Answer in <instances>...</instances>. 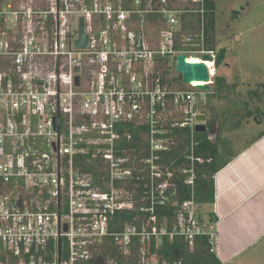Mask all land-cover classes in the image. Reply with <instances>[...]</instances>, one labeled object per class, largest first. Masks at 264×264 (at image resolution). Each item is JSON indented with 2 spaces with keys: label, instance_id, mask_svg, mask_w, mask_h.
Instances as JSON below:
<instances>
[{
  "label": "built area",
  "instance_id": "1",
  "mask_svg": "<svg viewBox=\"0 0 264 264\" xmlns=\"http://www.w3.org/2000/svg\"><path fill=\"white\" fill-rule=\"evenodd\" d=\"M211 2L0 0V264H183L156 259L152 244L214 241L196 200V127L213 88L177 89L169 76L186 55L214 84ZM136 132L141 147L123 151ZM174 150L183 159L168 160ZM169 204L175 218L160 225ZM137 209L140 223L113 230Z\"/></svg>",
  "mask_w": 264,
  "mask_h": 264
},
{
  "label": "trees",
  "instance_id": "2",
  "mask_svg": "<svg viewBox=\"0 0 264 264\" xmlns=\"http://www.w3.org/2000/svg\"><path fill=\"white\" fill-rule=\"evenodd\" d=\"M216 15L217 7L215 2H211L208 7V25L207 31L209 35L210 45L217 50V68H220L226 61L227 51L225 49H217L215 45V28H216ZM166 68V60L164 63ZM170 68V67H169ZM166 70V69H165ZM168 73V71H166ZM169 76L172 77L173 81L179 80L182 84L181 75H177L169 69ZM213 94L209 96L208 104L206 107V114L208 116V126L215 125L219 127V131L216 133L217 138L211 140L209 138V133H199L196 135L197 148L196 155L204 159L202 164L197 166V178H196V200L199 207H205L213 205L215 203V175L222 168H224L229 162H231L240 152H234L232 150V143L228 139L223 138V132L228 130H234L231 128L233 125L228 124V116L231 113L223 111L219 113L214 110L211 106L213 100L223 101L228 96V93L231 91L232 87H229L226 79L222 76L215 77ZM230 94V93H229ZM252 96L260 98V93L254 91L251 93ZM242 108L247 110L249 109L248 103L242 104ZM259 115V116H258ZM259 117V119L264 120V111L257 109V111L248 110L242 118L239 119L234 125L236 128L240 127L242 120L245 118ZM261 116V117H260ZM187 133L186 131H184ZM264 135V132H261L259 136L251 141L247 147L251 146ZM142 139L138 132L134 133L131 138H124L121 141V147L123 151H131L134 148L141 147ZM246 147V148H247ZM182 158L183 154L181 151H172L169 159L173 158ZM179 158V159H180ZM181 163V160L179 161ZM175 182L180 189V201L190 198L188 187L184 184L183 180L176 178ZM140 201V198L137 201ZM139 205V203L137 204ZM204 208V209H205ZM176 208L171 204L166 206H158L155 212L157 217L158 224H164L165 222L168 225H171L175 218ZM212 223L216 222L212 214L206 213ZM201 216V215H200ZM201 217V219L205 218ZM134 218H137L135 221ZM143 219L142 213L137 209L135 212L129 213L125 211L123 213L117 214L114 217L113 230L117 231L122 226L128 223H140V220ZM151 253L158 260H168V261H181L183 264H222L217 258L214 252V241L209 237H200L197 238L192 244L184 242L181 238H175L174 240L165 239L161 245L152 244L150 248ZM107 255L115 256L116 250L110 249Z\"/></svg>",
  "mask_w": 264,
  "mask_h": 264
},
{
  "label": "rangeland",
  "instance_id": "3",
  "mask_svg": "<svg viewBox=\"0 0 264 264\" xmlns=\"http://www.w3.org/2000/svg\"><path fill=\"white\" fill-rule=\"evenodd\" d=\"M216 4L215 45L227 51L216 76L224 77L232 88L226 99L213 100L211 107L219 113H231L228 124L235 129L224 131L223 138L231 141L234 152H239L264 132V120L259 115L243 119L238 128L234 125L248 110L264 111V0H216ZM216 76L211 79L214 83ZM174 83L177 89H188L179 80ZM211 87L214 90V84ZM254 91L261 97L252 96ZM244 103L249 109L242 108ZM199 210L201 217L207 216L206 208Z\"/></svg>",
  "mask_w": 264,
  "mask_h": 264
},
{
  "label": "crops",
  "instance_id": "4",
  "mask_svg": "<svg viewBox=\"0 0 264 264\" xmlns=\"http://www.w3.org/2000/svg\"><path fill=\"white\" fill-rule=\"evenodd\" d=\"M206 211L216 219L214 252L222 264H264V135L216 173L215 203Z\"/></svg>",
  "mask_w": 264,
  "mask_h": 264
},
{
  "label": "water",
  "instance_id": "5",
  "mask_svg": "<svg viewBox=\"0 0 264 264\" xmlns=\"http://www.w3.org/2000/svg\"><path fill=\"white\" fill-rule=\"evenodd\" d=\"M78 48H86L88 46V37L84 34V20L81 19L80 39L76 42ZM186 55H181L177 59L176 72L181 75L182 82L185 85H190L192 82H209L210 73L208 67L204 63H186ZM210 56H204L203 60L210 59ZM79 72V68L76 69ZM77 85H79V77H77ZM198 90L209 92L210 84L196 86ZM198 120L203 122L197 125V133H214V127L208 126V116L199 115Z\"/></svg>",
  "mask_w": 264,
  "mask_h": 264
},
{
  "label": "bare ground",
  "instance_id": "6",
  "mask_svg": "<svg viewBox=\"0 0 264 264\" xmlns=\"http://www.w3.org/2000/svg\"><path fill=\"white\" fill-rule=\"evenodd\" d=\"M195 85H197V86H199V85H206L205 83H203V82H197V81H195Z\"/></svg>",
  "mask_w": 264,
  "mask_h": 264
},
{
  "label": "flooded vegetation",
  "instance_id": "7",
  "mask_svg": "<svg viewBox=\"0 0 264 264\" xmlns=\"http://www.w3.org/2000/svg\"><path fill=\"white\" fill-rule=\"evenodd\" d=\"M215 1V4H216V0H214ZM216 7H217V4H216ZM211 127H214V130L213 131H217L216 130V125L214 126V125H210Z\"/></svg>",
  "mask_w": 264,
  "mask_h": 264
}]
</instances>
